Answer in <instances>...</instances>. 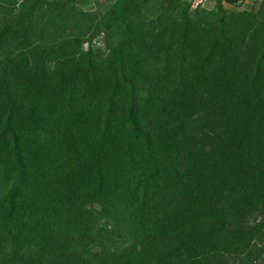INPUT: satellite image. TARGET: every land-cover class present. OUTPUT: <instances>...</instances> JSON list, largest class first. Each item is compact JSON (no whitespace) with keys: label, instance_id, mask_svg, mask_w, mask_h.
Wrapping results in <instances>:
<instances>
[{"label":"trees","instance_id":"16d2710c","mask_svg":"<svg viewBox=\"0 0 264 264\" xmlns=\"http://www.w3.org/2000/svg\"><path fill=\"white\" fill-rule=\"evenodd\" d=\"M87 1L0 0V264H264V0Z\"/></svg>","mask_w":264,"mask_h":264},{"label":"rangeland","instance_id":"374dc122","mask_svg":"<svg viewBox=\"0 0 264 264\" xmlns=\"http://www.w3.org/2000/svg\"><path fill=\"white\" fill-rule=\"evenodd\" d=\"M194 5L200 4L207 9H211L214 6V2L212 0H192ZM109 0H88L81 8L83 10H94L99 9L101 11H105L109 6ZM252 5L249 3H241L238 7L239 9H248ZM233 8V7H229ZM101 44V43H99Z\"/></svg>","mask_w":264,"mask_h":264},{"label":"crops","instance_id":"0c3cea01","mask_svg":"<svg viewBox=\"0 0 264 264\" xmlns=\"http://www.w3.org/2000/svg\"><path fill=\"white\" fill-rule=\"evenodd\" d=\"M254 1H255V0H246L245 2H246V3H249V4L252 5V4L254 3Z\"/></svg>","mask_w":264,"mask_h":264}]
</instances>
